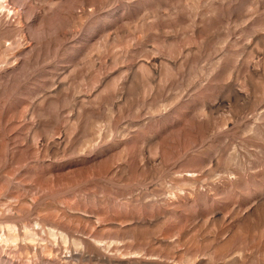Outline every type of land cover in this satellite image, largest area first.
Wrapping results in <instances>:
<instances>
[{
  "label": "rangeland",
  "instance_id": "1",
  "mask_svg": "<svg viewBox=\"0 0 264 264\" xmlns=\"http://www.w3.org/2000/svg\"><path fill=\"white\" fill-rule=\"evenodd\" d=\"M0 264H264V0H0Z\"/></svg>",
  "mask_w": 264,
  "mask_h": 264
}]
</instances>
